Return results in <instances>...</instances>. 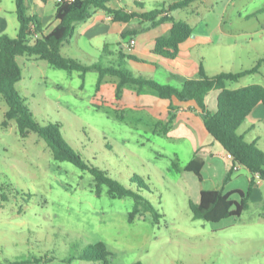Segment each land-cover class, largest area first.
<instances>
[{
    "label": "rangeland",
    "instance_id": "obj_1",
    "mask_svg": "<svg viewBox=\"0 0 264 264\" xmlns=\"http://www.w3.org/2000/svg\"><path fill=\"white\" fill-rule=\"evenodd\" d=\"M29 60L19 59L17 90L36 120L61 124L64 140L86 162L124 186L137 191L131 179L142 178L149 190L140 194L161 217L155 220L141 208L131 220L133 198L113 199L107 187L98 195L88 172L55 161L36 134L21 138L14 121L4 128L8 107L0 96V183L17 191L8 201L0 197V263L104 264L79 259L90 246L103 243L111 254L108 264H264V205L252 202L242 217L218 224L193 218L197 179L173 165L189 163L194 144L161 134L169 109L152 115L138 108L141 95L134 87L124 88L118 100L117 78L106 77L97 92V72L83 81L78 72ZM157 78L166 82L162 74Z\"/></svg>",
    "mask_w": 264,
    "mask_h": 264
},
{
    "label": "trees",
    "instance_id": "obj_2",
    "mask_svg": "<svg viewBox=\"0 0 264 264\" xmlns=\"http://www.w3.org/2000/svg\"><path fill=\"white\" fill-rule=\"evenodd\" d=\"M195 1L180 0L169 6H163L161 9L138 13L128 12L122 8H111L112 0H75L74 2L66 0L56 4L58 24L46 34L42 24L30 14L28 0H15L20 24L19 33L14 38L8 35L0 37V96L8 107L5 120L2 123L3 127H8L9 123L14 121L21 138L25 139L31 134H36L46 142L55 161L69 162L81 171L88 172L94 179L98 195H101L103 187H107V193L113 199L133 198L135 207L131 214V220L141 212V208L151 212L156 220L161 215L151 202L140 194L143 190H149L142 178L134 176L131 179V182L137 185V191L124 186L112 178L107 171L86 162L64 140L61 124L41 125L36 120L25 99L20 96L17 90V85L22 80L19 59L23 57L35 58L38 61L47 62L58 70L78 72L83 81L89 72H97L99 75L97 92L106 77L117 78L119 80L116 94L118 100H120L124 88L134 87L139 95H153L166 101L176 98L182 103L195 102L201 110L206 130L233 159V169L228 173L224 182L230 180L231 173L237 166L246 168L253 178L250 180L247 191L237 190L226 193L223 188L202 189L198 202H190L193 218L218 224L228 219L242 217L244 212L250 209V200L257 186L255 177L264 182V152L255 143L247 142L238 131L254 109L259 104L264 105V87L250 85L232 90L227 87V83L237 82L248 75L257 73L258 67L239 73L223 72L210 76L201 66L198 76L194 79L179 78L174 82L164 83L132 71L128 67L127 61H137V59L130 55L127 56L123 52L113 54L109 52L108 47L103 49L101 60L92 64H86L62 53V48L75 33L76 25L91 19L97 11H104L111 15L115 22L123 24L139 20L143 24L150 23L154 27L164 22H171L173 24L171 31L157 39L154 53L174 61L179 57L180 46L193 36V28L187 22L176 20L169 14L188 9ZM211 91L219 92L217 110L214 113L209 111L206 105V98ZM168 111L170 118L167 123H160L165 128L159 129L161 134L167 136L177 117L176 114H173L175 111L173 108H169ZM117 117L122 118L118 115ZM173 166L177 172L194 174L199 183L203 182L202 171L205 163L201 159L194 158L183 168H180L176 163ZM13 192L17 193L12 185L0 183V197L5 201H8ZM110 256L106 246L99 243L90 246L80 255L79 259L108 264ZM0 264L29 263L20 259Z\"/></svg>",
    "mask_w": 264,
    "mask_h": 264
},
{
    "label": "crops",
    "instance_id": "obj_3",
    "mask_svg": "<svg viewBox=\"0 0 264 264\" xmlns=\"http://www.w3.org/2000/svg\"><path fill=\"white\" fill-rule=\"evenodd\" d=\"M178 1L180 0H112L111 8H122L128 12H150ZM56 4L57 0H28L30 14L38 19L46 34L58 24ZM259 5H255V0H196L188 9L170 13V17L185 21L193 28V36L180 46L179 57L174 61L154 53L157 39L171 31V22L154 27L139 20L123 24L115 22L104 11H97L91 19L78 23L75 33L62 48V53L92 64L99 61L97 59L102 56L103 49L108 47L113 54L123 52L136 58L137 61H127L132 71L157 80V76L162 74L166 78L165 83L179 78L194 79L201 66L210 76L223 72L239 73L258 67L257 73L237 82H228L227 87L232 90L250 85L264 87V0ZM193 7L192 12H186ZM183 13L184 19L180 17ZM254 21H257V27L253 24ZM235 24L240 26L235 27ZM19 28L15 0H0V37H17ZM131 33L136 34L129 35ZM130 39H135L136 45L128 49ZM34 59L29 61L36 62ZM218 96V91H211L206 98L207 108L213 113L217 110ZM171 104L177 109V117L168 136L191 139L194 144L193 159L199 158L205 163L203 182L194 181L198 192L202 189L221 188L226 193L247 191L253 175L242 166L235 167L230 180L224 182L233 169V159L208 133L201 110L195 102L182 103L176 98L166 101L153 95H141L137 107L147 109L152 115L160 112L167 114ZM238 133L264 152L263 104L254 109ZM255 179L257 186L253 191L250 207L252 202L264 205V201L259 202L260 197L264 196V182L258 177Z\"/></svg>",
    "mask_w": 264,
    "mask_h": 264
},
{
    "label": "built area",
    "instance_id": "obj_4",
    "mask_svg": "<svg viewBox=\"0 0 264 264\" xmlns=\"http://www.w3.org/2000/svg\"><path fill=\"white\" fill-rule=\"evenodd\" d=\"M66 0H57V3L64 2ZM68 2H74L75 0H67ZM136 45V40L135 39H130L129 42L127 43V48L131 49Z\"/></svg>",
    "mask_w": 264,
    "mask_h": 264
}]
</instances>
